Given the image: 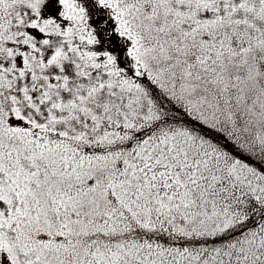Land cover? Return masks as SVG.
<instances>
[{"label":"snow or ice","instance_id":"1","mask_svg":"<svg viewBox=\"0 0 264 264\" xmlns=\"http://www.w3.org/2000/svg\"><path fill=\"white\" fill-rule=\"evenodd\" d=\"M0 264H264V0H0Z\"/></svg>","mask_w":264,"mask_h":264}]
</instances>
